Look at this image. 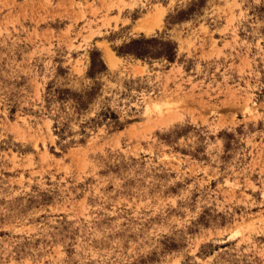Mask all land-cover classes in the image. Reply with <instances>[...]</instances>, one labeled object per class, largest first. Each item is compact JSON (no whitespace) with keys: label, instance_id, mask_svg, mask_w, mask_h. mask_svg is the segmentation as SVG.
Masks as SVG:
<instances>
[{"label":"rangeland","instance_id":"1","mask_svg":"<svg viewBox=\"0 0 264 264\" xmlns=\"http://www.w3.org/2000/svg\"><path fill=\"white\" fill-rule=\"evenodd\" d=\"M0 264H264V0H0Z\"/></svg>","mask_w":264,"mask_h":264},{"label":"trees","instance_id":"2","mask_svg":"<svg viewBox=\"0 0 264 264\" xmlns=\"http://www.w3.org/2000/svg\"><path fill=\"white\" fill-rule=\"evenodd\" d=\"M144 42H147V39H133L128 43L124 44L123 46H121L118 52L122 54H132L133 56L140 58H143L145 56H159V55L170 57L172 55V46L168 42H164V41L161 42V45L163 46L162 49L164 48L167 49L166 53L160 52L161 50L157 52H152L149 48L142 45V43ZM102 68H103V64L101 60L99 59L94 60V58L91 57L89 72L99 71Z\"/></svg>","mask_w":264,"mask_h":264},{"label":"bare ground","instance_id":"3","mask_svg":"<svg viewBox=\"0 0 264 264\" xmlns=\"http://www.w3.org/2000/svg\"><path fill=\"white\" fill-rule=\"evenodd\" d=\"M106 57L108 58L109 61H113L115 59L113 52L108 49H107Z\"/></svg>","mask_w":264,"mask_h":264}]
</instances>
